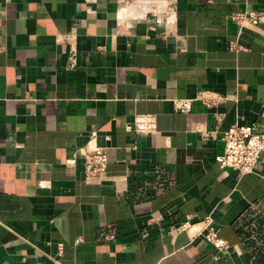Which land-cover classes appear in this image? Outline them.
<instances>
[{"label": "crops", "instance_id": "1", "mask_svg": "<svg viewBox=\"0 0 264 264\" xmlns=\"http://www.w3.org/2000/svg\"><path fill=\"white\" fill-rule=\"evenodd\" d=\"M242 11L264 0H0V264H264V152L241 176L215 160L230 125L264 132V23L238 31ZM202 91L223 100L174 110ZM187 214L226 249L176 231Z\"/></svg>", "mask_w": 264, "mask_h": 264}, {"label": "built area", "instance_id": "2", "mask_svg": "<svg viewBox=\"0 0 264 264\" xmlns=\"http://www.w3.org/2000/svg\"><path fill=\"white\" fill-rule=\"evenodd\" d=\"M240 31L245 25H258L264 23V12L242 11L229 15ZM232 48H239L232 43ZM199 99L210 108L223 100V97L215 92L202 91L195 98H174L173 108L177 111L191 109L192 101ZM217 123L223 119V114L214 112ZM135 133L139 135H151L156 131L154 116L150 114H137L131 124ZM224 143L223 152L215 156L216 162L222 167L236 172L238 176L251 173L256 166L259 157L264 152V132L257 130L255 125L232 124L222 132ZM82 157L83 173L86 180H102L106 177L108 154L103 146L92 145L78 149ZM73 159L65 162L66 166H72ZM176 231H186L191 238L202 237L218 250H225L227 241L218 234L214 220L207 215L194 220L192 214H187L185 219L176 225ZM58 251L62 250V243L57 244Z\"/></svg>", "mask_w": 264, "mask_h": 264}]
</instances>
